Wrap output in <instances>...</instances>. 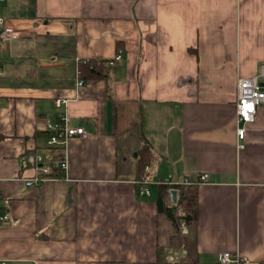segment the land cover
<instances>
[{
	"label": "crops",
	"instance_id": "obj_1",
	"mask_svg": "<svg viewBox=\"0 0 264 264\" xmlns=\"http://www.w3.org/2000/svg\"><path fill=\"white\" fill-rule=\"evenodd\" d=\"M0 15L18 32L0 47V264H184L158 259L174 226L153 182L203 173L201 259L264 262V103L243 139L236 112L238 79L264 66V0H0ZM89 60L105 72L79 88ZM63 117L89 134L47 145ZM27 153L50 169L35 187Z\"/></svg>",
	"mask_w": 264,
	"mask_h": 264
},
{
	"label": "built area",
	"instance_id": "obj_2",
	"mask_svg": "<svg viewBox=\"0 0 264 264\" xmlns=\"http://www.w3.org/2000/svg\"><path fill=\"white\" fill-rule=\"evenodd\" d=\"M18 35V32L14 29L8 28L4 25V19L0 15V47H3L7 42L13 40ZM123 58L122 50L118 51L117 54L109 59V65L114 64L115 61H119ZM80 62V61H79ZM78 81L77 87H82L85 80L81 76L80 68L77 69ZM2 75V67L0 65V76ZM260 78H264V66L260 74H255L246 77H240L237 82V91H236V112L237 120L242 123L241 127H238L237 134L239 138L243 139L245 136V131L247 126L254 122L257 117L259 107L264 103V88L260 84ZM263 80V79H262ZM58 102H62L60 99ZM48 128L52 133L47 138V145H63L66 146L69 139L74 136H83L86 137L89 132L82 126H69L67 123V118L63 117L58 120L49 121ZM22 161L31 163L37 170L35 176L32 178L26 179L25 183L27 186L35 187L43 183L44 180H47V176L50 173V169L47 166L41 165L43 162V156L40 153H27L22 156ZM61 166L63 169L66 168V162H62ZM150 166L145 165V169L149 170ZM207 179V174L203 173L199 177V182H203ZM163 180L152 181L157 183ZM149 180L139 181L138 191L141 195H149L151 189L149 184L152 183ZM165 183H170L168 180L163 181ZM192 182L186 181L185 184H191ZM9 216L6 214L0 213V223H7ZM183 233L187 232V227L184 222L180 225ZM168 259H174L173 255H168ZM218 260L222 264H239L242 262H247V258L240 257L237 254L225 251L221 252L218 255ZM2 264H6L3 262Z\"/></svg>",
	"mask_w": 264,
	"mask_h": 264
},
{
	"label": "trees",
	"instance_id": "obj_3",
	"mask_svg": "<svg viewBox=\"0 0 264 264\" xmlns=\"http://www.w3.org/2000/svg\"><path fill=\"white\" fill-rule=\"evenodd\" d=\"M105 63H95V60H89L79 66L81 76H99L104 69ZM50 134L52 131L49 129ZM49 134V135H50ZM142 146L138 152V181L146 180L147 171L145 165L152 164L155 158L152 145L146 139H142ZM49 175V174H48ZM199 184L192 182L187 185L184 183H165L159 181L156 183L157 205L159 211L164 213L174 226V233L171 236L170 244L166 247H158L157 256L161 261H167L166 255H173L174 261L184 264H222L216 262H206L200 257L198 248V210H199ZM178 190V201L172 203L171 190ZM184 222L187 232L181 230V223ZM241 264V263H239ZM260 264H264L262 261Z\"/></svg>",
	"mask_w": 264,
	"mask_h": 264
},
{
	"label": "water",
	"instance_id": "obj_4",
	"mask_svg": "<svg viewBox=\"0 0 264 264\" xmlns=\"http://www.w3.org/2000/svg\"><path fill=\"white\" fill-rule=\"evenodd\" d=\"M260 84H261V85L263 86V88H264V80H261V81H260ZM171 196H172V201H173V203L176 204L177 201H178V190H177V189H172V190H171Z\"/></svg>",
	"mask_w": 264,
	"mask_h": 264
},
{
	"label": "rangeland",
	"instance_id": "obj_5",
	"mask_svg": "<svg viewBox=\"0 0 264 264\" xmlns=\"http://www.w3.org/2000/svg\"><path fill=\"white\" fill-rule=\"evenodd\" d=\"M263 78H260V80H262ZM153 191L155 192V190H154V188H153ZM171 198H172V196H171ZM172 203H173V201H172Z\"/></svg>",
	"mask_w": 264,
	"mask_h": 264
}]
</instances>
